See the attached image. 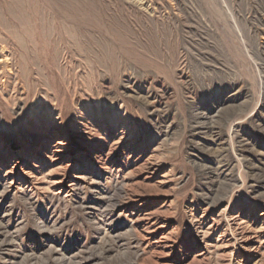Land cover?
<instances>
[{
	"label": "rangeland",
	"instance_id": "obj_1",
	"mask_svg": "<svg viewBox=\"0 0 264 264\" xmlns=\"http://www.w3.org/2000/svg\"><path fill=\"white\" fill-rule=\"evenodd\" d=\"M0 264H264V0H0Z\"/></svg>",
	"mask_w": 264,
	"mask_h": 264
}]
</instances>
